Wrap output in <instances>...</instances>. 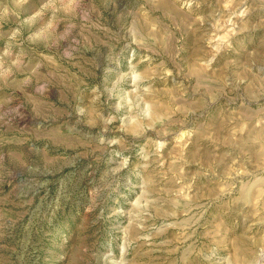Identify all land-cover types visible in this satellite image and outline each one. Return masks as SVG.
<instances>
[{
    "label": "rangeland",
    "instance_id": "obj_1",
    "mask_svg": "<svg viewBox=\"0 0 264 264\" xmlns=\"http://www.w3.org/2000/svg\"><path fill=\"white\" fill-rule=\"evenodd\" d=\"M0 264H264V0H0Z\"/></svg>",
    "mask_w": 264,
    "mask_h": 264
}]
</instances>
